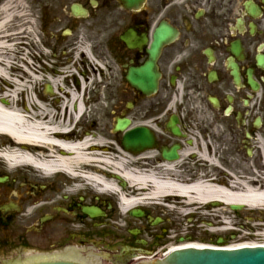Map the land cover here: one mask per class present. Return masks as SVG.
Segmentation results:
<instances>
[{
	"label": "flooded vegetation",
	"instance_id": "obj_1",
	"mask_svg": "<svg viewBox=\"0 0 264 264\" xmlns=\"http://www.w3.org/2000/svg\"><path fill=\"white\" fill-rule=\"evenodd\" d=\"M32 4L35 63L39 64L41 33L45 48L56 43L70 63L85 69L84 75L114 81L119 96L129 101L113 108V128L119 119H127L129 132L142 128L153 137L151 147L134 154L152 156L148 169L161 161L183 159L189 148L196 150L187 162L197 163L206 146L216 162L238 168L233 172L240 177L232 174L237 180L249 177L246 163L264 174V0H145L140 11L124 9L119 0ZM123 38L130 40V47ZM156 38L162 44L148 75L155 77L157 87L146 94L128 77H137L135 70L150 61ZM43 59L40 62L49 65V58ZM49 98L55 99L56 93ZM174 149L177 159L164 157ZM0 167V264L54 260L134 264L163 257L181 243L176 232L169 234L164 218L143 209L141 229L136 234L130 230V236L113 246L115 254L105 258L102 239L109 233L102 227L114 209L110 201L83 196L80 193L89 190L73 184L75 193L64 194L69 183L55 189L54 179L61 176L48 179L30 170L9 172ZM26 172L36 177L13 176ZM244 179L239 181L247 182ZM256 183L257 188L264 185L260 179ZM93 206L105 217L84 212Z\"/></svg>",
	"mask_w": 264,
	"mask_h": 264
},
{
	"label": "bare ground",
	"instance_id": "obj_2",
	"mask_svg": "<svg viewBox=\"0 0 264 264\" xmlns=\"http://www.w3.org/2000/svg\"><path fill=\"white\" fill-rule=\"evenodd\" d=\"M35 25L27 0H6L0 6V148H4L3 157L12 162L9 172L16 171V166L29 165L38 170L39 177L50 179L59 170L85 175L84 169L90 163L109 164L108 172L94 170L89 174L91 182L103 192L124 189L134 195L120 205L121 214L139 206L158 208L166 216L176 214L180 218L189 212L209 222L212 234L230 230L232 221L227 211L232 206L245 207L249 214L264 206V185L257 188V180L241 182L216 168L219 163L209 147L201 148L197 163L187 162L186 158L196 150L189 148L183 159L175 163L161 161L150 170V154L135 156L88 129L76 133L77 123L90 114V103H86L90 87L104 83L89 77L79 79L80 88L73 89L69 83L74 78L72 68H64L57 77L51 75L49 65L40 62V54L36 64ZM41 68L50 75L51 88L62 93L61 102L50 109V99L39 97L33 108L21 106L20 91L29 92L42 81ZM64 84L68 87L64 88ZM214 169L218 172L213 173ZM187 175L196 177L189 185L184 182ZM260 225L252 229L264 231ZM189 239H184L181 246L219 248L212 242L192 241V236ZM255 245L258 243L246 241L225 247L233 250Z\"/></svg>",
	"mask_w": 264,
	"mask_h": 264
},
{
	"label": "rangeland",
	"instance_id": "obj_3",
	"mask_svg": "<svg viewBox=\"0 0 264 264\" xmlns=\"http://www.w3.org/2000/svg\"><path fill=\"white\" fill-rule=\"evenodd\" d=\"M4 2H6V0H0V6ZM31 2H32V0H27L28 11H29L30 15L35 17L33 15V13L31 12ZM38 35H39L38 46L40 48V50H39L40 56L42 58H44L43 60H45L46 57L49 58L48 64L50 65L49 67L51 69H55L56 71L57 70L60 71V70H63L64 68H68L69 66L70 67L73 66V65L67 64V63H70V61L67 60L68 56L65 55L66 51L64 49L58 47V45L54 42L50 45V49L45 48L43 46L44 40H43L42 34L38 33ZM67 50H69V49H67ZM41 67L44 68L43 66H41ZM71 72L75 73L76 69L72 68ZM42 74L45 75L47 73H46V71L43 70ZM53 76L61 77L60 74H55V73ZM85 76H86V78L93 77L89 74L85 75ZM103 82L105 83V85H100V86L95 85V86L90 87L89 94H88V97L91 98L90 107H89L90 114L86 117H83L82 120L79 123H77L76 133H83L85 130L88 129L91 133L95 132L96 134H101L103 137L107 138V140H109L110 142L113 141L119 145L121 142L122 134H118V135L115 134L114 129H113V126L115 123H114L113 116H111V112H112L113 108H115V107L120 108V107L126 106L129 99L119 96V93L116 91V85L117 84L114 81L107 82L104 80ZM69 83H71V86L73 89H76V86H75L73 79H71ZM41 85H42V82L37 83V85L35 86V89H36V91H38L39 96L43 98L42 92H41ZM63 87L67 88L68 85L64 84ZM56 91H59V93H58L59 96L62 94L60 92V90H56ZM102 96H105L107 98V101L105 103L100 104V103H98V101L101 99ZM27 97L31 98L30 95H24V97L19 96L18 100H19V102L22 101V104H25ZM56 99L60 100V102H61L60 97H58ZM54 102H55V99L49 100L48 106L50 109L55 107ZM92 124H94V126H92ZM189 161L191 162V160H189ZM249 164L250 163H248V164L246 163V171H249L248 172L249 177H247V179L240 178L239 180L242 181L244 179L246 181H250V180L258 178L257 174L260 175V172L256 173V171L258 169L255 168L253 165L250 166ZM234 166H235L234 164L230 163V166L226 167L224 163H220V167L223 169V171H225V173H228L231 175L234 173L233 170L237 171V169H238L237 167H234ZM0 171H2L1 167H0ZM242 171H244L243 168H242ZM30 172L19 173V174L17 173V174H13V176H16V177H36L35 176L36 174L30 173ZM236 176L240 177L239 173ZM239 177H237V178H239ZM66 179L67 178H64V177L55 178L54 179V182L56 183L55 189L60 187V186L63 187V185H62L63 183H65V184L69 183V184H67V185H70L68 188H66L64 186L65 190H67V191H65L66 193H64V194H68V192L75 193L77 187L73 186L71 184V182H66ZM40 180H42V179H40ZM81 187L83 188L84 185H81L80 188ZM80 194H82L83 196L88 195V196H90L91 199L95 198L94 197L95 194L91 190L86 191L84 193H80ZM58 195H59V193H58ZM74 196H77V195H74ZM70 198H74V197L70 196ZM100 198H101L100 201H104V199L106 197L100 196ZM114 203H115V201H114ZM213 207L216 208V206H213ZM143 209H147L148 211L153 212L155 215H159L162 218H164L166 220L165 226L168 229H170L169 234L170 233L174 234L175 232L177 233V232L185 230L187 228L189 230L188 235L192 236L194 239H197V240H202V241H206V242H216L221 237L223 240H225L224 242H222L221 246H224V245L229 246V245H233V244L243 243L241 241H245V240H241V239H243L244 235L249 234V231L246 229L248 226L252 227L255 224L264 223V211L255 210L254 214L250 215L246 211L245 207H243L239 211H233V212L228 209L227 213H228L229 217L231 218L230 221H232L231 228L233 230H235V229L240 230L242 232L241 233L242 236L239 233L238 234H236V233L212 234L210 231L211 226L209 225V222L202 221V220H204L203 217L194 216L193 219H190V220L186 219L185 221H183V220H181L179 215L173 214V215L166 216L163 213V211H161L160 209H157V208H143ZM117 211H118L117 206H114V209L109 214V216H110L109 219L106 220L104 226L102 227V230L104 233L105 232L109 233L108 236H105L102 239V250L108 251L109 254H115L114 251L117 248L113 247V246H117V244H119V242H122V240L126 239L127 235L130 236V230H135V229L140 230L141 227L144 225V221H141L140 219L135 218V217H131L129 214L127 216L119 219L118 215L116 213ZM115 214H116V216H115ZM250 216H253L254 220L249 219ZM231 234L233 236H231ZM260 234L256 235L255 240L260 241V242H264V239H262V236ZM258 235H259V237H257Z\"/></svg>",
	"mask_w": 264,
	"mask_h": 264
},
{
	"label": "water",
	"instance_id": "obj_4",
	"mask_svg": "<svg viewBox=\"0 0 264 264\" xmlns=\"http://www.w3.org/2000/svg\"><path fill=\"white\" fill-rule=\"evenodd\" d=\"M128 9H139L144 0H121ZM159 44V42H157ZM134 85L141 91L148 93V86L145 79H135ZM151 87L156 86V81L150 83ZM128 125L127 121L118 122L116 129L124 130ZM147 144V135L138 129L127 134L124 138V146L128 150L141 151ZM134 148V149H133ZM92 216L99 215L93 210H85ZM190 248V247H189ZM192 249L177 250L163 260L147 261L142 264H264V247L258 248H237L239 250H217L215 247H191ZM205 248V249H196ZM220 248V247H219ZM227 249V247H225ZM107 252L108 251H104ZM61 264V263H60Z\"/></svg>",
	"mask_w": 264,
	"mask_h": 264
}]
</instances>
